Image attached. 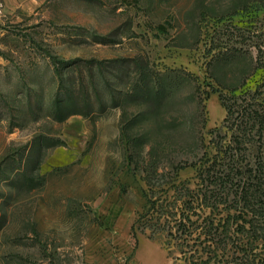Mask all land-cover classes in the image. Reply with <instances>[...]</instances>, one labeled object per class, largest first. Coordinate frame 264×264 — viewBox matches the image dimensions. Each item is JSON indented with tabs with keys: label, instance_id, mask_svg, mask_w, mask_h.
<instances>
[{
	"label": "rangeland",
	"instance_id": "1",
	"mask_svg": "<svg viewBox=\"0 0 264 264\" xmlns=\"http://www.w3.org/2000/svg\"><path fill=\"white\" fill-rule=\"evenodd\" d=\"M0 45V264H264V0H2ZM151 196L227 233L154 237Z\"/></svg>",
	"mask_w": 264,
	"mask_h": 264
},
{
	"label": "trees",
	"instance_id": "2",
	"mask_svg": "<svg viewBox=\"0 0 264 264\" xmlns=\"http://www.w3.org/2000/svg\"><path fill=\"white\" fill-rule=\"evenodd\" d=\"M113 62H115V60H111L109 63H113ZM257 62H258V65H257L258 69L264 70V65H263L264 64V51H262L261 49L258 55ZM72 94H74L73 88L67 89V94L65 98H62L61 94L59 93L57 94L55 98V102H54V106H55L54 113L58 121H64L68 117L72 115H76V114L90 115L92 113L93 106L91 102L85 101L86 110H79L75 108V110H72L67 114H64L65 107L69 105L67 100H73L75 98V96H73ZM147 95L150 96L151 100L148 97L142 96L141 94L139 95V97L144 98L145 100L146 98L149 99L148 101H150L151 104H153L155 107L159 106L163 101L162 99L164 98V92L162 90L154 91L150 89L148 90ZM72 97L74 98L72 99ZM221 98L223 99V101H225V98L223 95L221 96ZM85 100H89V99H85ZM224 105L227 108L228 113L231 114V108L227 107L226 104ZM228 169H229V172H227L226 174L224 173L225 175L222 176L220 175V172L215 170V166L213 164L205 168L202 171V174L205 175L203 179V181L206 183L204 185L205 191L203 189L199 190L196 193V196H194V198L192 199V201L200 200L202 204L204 203L207 207H210L211 205L210 202L212 201V199H214L213 204L215 203V205L221 204L223 201H226L227 194H228V193L226 194V191L230 190V188H228L226 185V181L231 180L233 182V179H235V177H238L237 176L238 169H235L234 167L232 169L228 167ZM256 173H257L256 175L250 176V179L257 178L255 179L257 180V182L247 181V182H244L243 184L240 183L238 185L237 190H236L238 191L237 192L239 195L238 198L245 199L253 195H256V197L258 196L264 197V168L256 170ZM251 174H253V172ZM216 179L221 180L220 188H213L211 184L213 183V180H216ZM176 190L179 191L180 188H177ZM184 196L186 195H182V193L180 194V197H184ZM153 198L154 196L150 197V200H149L150 207L148 211L146 212V214L141 217V219H145V221L149 222L151 225L160 224L163 227L162 229L159 228L157 232L155 230L153 231L152 235H154V237H157V235L166 234L167 236L171 237L174 240H181V239H184L185 237L187 238L192 237L194 232L196 233L199 229H202V231H205V235L210 238L213 237V235H215L212 241L213 242L216 241L218 243V241L221 239L220 237H222L224 233H227L224 230L221 234H219L218 233L219 224L217 225V228H216L214 221L210 216L204 217L203 220L200 221V219L202 218V215L195 213L194 215H196L198 219L193 220L192 215L189 213L187 214L185 211L178 213L177 211L178 201L172 204L170 202H167L166 199L162 200L160 198H157L156 200H154ZM186 202L187 201H185V203ZM189 203H192V202H189ZM157 204H158V208H156ZM188 205L189 204L187 203L185 207H188ZM3 225H4V221H3L2 216H0V230L2 229ZM207 242H210L209 238L204 240V243H207ZM187 247H191V246L187 245ZM192 251H193V248L190 249V252ZM190 255L191 256L189 260H191V258H194L195 256L193 253ZM206 263L207 262H201V264H206ZM190 264H196V263L191 262Z\"/></svg>",
	"mask_w": 264,
	"mask_h": 264
},
{
	"label": "crops",
	"instance_id": "3",
	"mask_svg": "<svg viewBox=\"0 0 264 264\" xmlns=\"http://www.w3.org/2000/svg\"><path fill=\"white\" fill-rule=\"evenodd\" d=\"M1 37H2V0H0V38ZM0 46H2V45H0Z\"/></svg>",
	"mask_w": 264,
	"mask_h": 264
}]
</instances>
